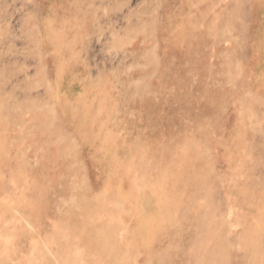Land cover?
I'll return each instance as SVG.
<instances>
[{"label": "rangeland", "instance_id": "1", "mask_svg": "<svg viewBox=\"0 0 264 264\" xmlns=\"http://www.w3.org/2000/svg\"><path fill=\"white\" fill-rule=\"evenodd\" d=\"M0 264H264V0H0Z\"/></svg>", "mask_w": 264, "mask_h": 264}]
</instances>
